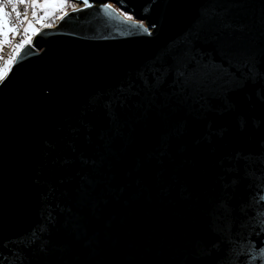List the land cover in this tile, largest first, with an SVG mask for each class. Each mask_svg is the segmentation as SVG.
I'll list each match as a JSON object with an SVG mask.
<instances>
[{
	"label": "water",
	"instance_id": "1",
	"mask_svg": "<svg viewBox=\"0 0 264 264\" xmlns=\"http://www.w3.org/2000/svg\"><path fill=\"white\" fill-rule=\"evenodd\" d=\"M71 1L0 81V264H264V0Z\"/></svg>",
	"mask_w": 264,
	"mask_h": 264
},
{
	"label": "snow or ice",
	"instance_id": "2",
	"mask_svg": "<svg viewBox=\"0 0 264 264\" xmlns=\"http://www.w3.org/2000/svg\"><path fill=\"white\" fill-rule=\"evenodd\" d=\"M82 2L86 5L89 4V0H82ZM28 4L31 5V15L34 18L35 23L28 20L27 13H24L22 17V13L19 11V5ZM9 5L11 6V12L7 10V6ZM66 6L67 0H0V50H2L3 45L11 43L10 36L20 34L19 27L12 21V15L15 14L16 20L25 25L23 28L25 38L16 45L13 57L7 61L6 65L0 67V81L5 80V77L8 75V72L12 67L14 57L19 53L20 49L24 48L25 45H30L32 43V36L36 35L38 32L36 24L42 23L45 18L57 11L67 15V13L64 12ZM38 8L44 10V16L40 17L37 15L36 10ZM128 19L131 20L132 17L128 16ZM47 26L48 25H46V27ZM136 27H141V25L138 24ZM143 31L148 35L152 34L148 28H143ZM217 71H219V69ZM248 246L251 247V244ZM258 252L260 257L264 258V247L259 248ZM254 260V257H249L246 264H254Z\"/></svg>",
	"mask_w": 264,
	"mask_h": 264
},
{
	"label": "built area",
	"instance_id": "3",
	"mask_svg": "<svg viewBox=\"0 0 264 264\" xmlns=\"http://www.w3.org/2000/svg\"><path fill=\"white\" fill-rule=\"evenodd\" d=\"M78 6L79 5H77L75 2H73L71 0H67V6L65 7L64 12L67 13V12L71 11L72 9L78 7ZM7 10L9 12H11V6L10 5L7 6ZM19 11L22 13V17H23L24 13H27L28 20L33 21L35 23V20L31 15L32 8H31L30 4L19 5ZM36 11H37L38 16H40V17L44 16V10L43 9L38 8ZM63 15H64V13L57 11V12H54L52 15L48 16L47 18H45L42 23H37L36 27L38 29V32L40 30H42L43 28H46V25H48L47 27H54ZM12 21L14 24H16L19 27L20 34L16 35V36H10L11 43L3 45L2 50H0V67H3L4 65H6L7 61L13 57L16 45H18L20 43V41L25 38L24 32H23V28L25 27V25L21 24L19 21L16 20L15 14L12 15ZM34 36H32V38ZM17 55L18 54L15 55L14 59L16 58Z\"/></svg>",
	"mask_w": 264,
	"mask_h": 264
},
{
	"label": "trees",
	"instance_id": "4",
	"mask_svg": "<svg viewBox=\"0 0 264 264\" xmlns=\"http://www.w3.org/2000/svg\"><path fill=\"white\" fill-rule=\"evenodd\" d=\"M126 18H128V16H131L132 17V15H129V14H126V13H122ZM133 18V17H132Z\"/></svg>",
	"mask_w": 264,
	"mask_h": 264
}]
</instances>
